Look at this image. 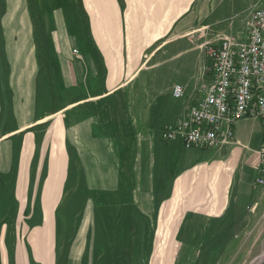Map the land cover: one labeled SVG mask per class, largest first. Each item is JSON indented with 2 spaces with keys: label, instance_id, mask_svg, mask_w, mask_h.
<instances>
[{
  "label": "crops",
  "instance_id": "1",
  "mask_svg": "<svg viewBox=\"0 0 264 264\" xmlns=\"http://www.w3.org/2000/svg\"><path fill=\"white\" fill-rule=\"evenodd\" d=\"M1 4L0 174L12 180L0 182V264H107L116 249L117 264H141L157 242L146 226L166 227L164 257L177 242L184 264L199 243L227 248L240 235L212 228L264 211L259 119L239 121L222 149L162 139L210 78L202 45L246 40L264 0H39L35 16L26 0Z\"/></svg>",
  "mask_w": 264,
  "mask_h": 264
},
{
  "label": "built area",
  "instance_id": "2",
  "mask_svg": "<svg viewBox=\"0 0 264 264\" xmlns=\"http://www.w3.org/2000/svg\"><path fill=\"white\" fill-rule=\"evenodd\" d=\"M247 38L224 36L208 48L215 69L198 87L200 98L187 116L162 131V139L181 138L186 148L222 149L235 142V126L244 119H259L264 130V4L246 23ZM174 97L185 95L175 84ZM259 183H264V142L259 150Z\"/></svg>",
  "mask_w": 264,
  "mask_h": 264
},
{
  "label": "rangeland",
  "instance_id": "3",
  "mask_svg": "<svg viewBox=\"0 0 264 264\" xmlns=\"http://www.w3.org/2000/svg\"><path fill=\"white\" fill-rule=\"evenodd\" d=\"M2 1L3 0H0V4L2 3ZM38 1L39 0H26V3L29 6V9L31 10V12L34 14V16L36 15L37 10H38L37 9ZM223 37L224 36L218 37V42L217 41H215V42L209 41L208 43H204L202 45L205 55L209 58V60L211 62L210 65H205L206 67H208V70L210 71L209 75H212V72L215 69V63H214V60L211 58V56L208 54V48L211 46L218 45ZM74 52L77 53V50L75 49ZM145 65H147V63ZM147 66H150V64H148ZM42 76H44L43 77V86L45 88L49 87L45 73ZM199 86H200V84H199ZM173 89H174V87H173ZM184 90H185V88H184ZM172 92H173V90H172ZM54 94L55 93H53V96H54ZM42 95L44 98L43 102L48 103L47 97L52 96V93L50 91H48L47 89H44V90H42ZM175 98H177V97H175ZM175 123H177V122H175ZM171 124H174V123H171ZM168 125H170V124H168ZM165 127L163 128V130L166 129ZM151 133H154V132H151ZM176 169H179V167L177 166V164L172 163L170 170L168 171L167 175L164 177L166 179L164 181L165 187L168 186L169 181H170V177L172 176L173 171H175ZM10 180H12V179L11 178L10 179L5 178L0 174V182H4V185L6 184L5 185L6 188L8 185H11ZM33 182H38L36 175L33 178ZM260 184L264 185V183H260ZM0 199H2V197H0ZM177 211L182 212L181 210H178V209H177ZM172 213H174V212H172ZM104 218H105V220L101 219L100 221L105 226L104 225H102V227L100 226L101 228H99V232H98V233H101L102 235L104 233H106L105 231L108 229V226H109L108 224H109V221L111 222L112 216H111V214L108 213L107 220H106V217H104ZM243 218H244V216H243ZM241 220L238 221L239 225L243 222V220L242 221ZM10 221H13V218L10 219ZM111 223H113V222H111ZM245 224H246V226H244V227H235V228H232V230H230V231H228V230L225 231L224 228H216V227L212 228V230H214V233L217 235H224L225 234V235L232 236V235H235L238 233L240 235L237 238H235L236 241L234 240L233 241L234 243H232L227 248L225 246H222V244H219V243H199L198 249H196L195 247H193L191 249V250L196 249L199 253V256L196 258H193V259L182 260V262H184V264H264V211H262L260 213H259V211L254 212L252 220L246 221ZM12 228H13V226L10 227V230H12ZM118 229H119L118 234L120 233V231H124L123 229L121 230L119 228V226H118ZM153 229L155 231H153ZM188 229H190V228H188ZM74 230H75V228H73L72 231L74 232ZM174 230L175 231L173 233V237L176 238L175 234L178 235L179 230H181V229L175 228ZM124 232L128 233V234H132V230H130L129 232H126V231H124ZM144 233H145V236H147L148 234H155L157 242L154 245L151 244L150 252H148V257H147V252L145 253L144 258H142L141 254H140L141 264H176L177 263L178 257H177L176 252L178 251V247L180 245L177 242H174L175 247L173 248L172 257L170 259L164 257L165 251H166L164 249L165 243L161 240L168 237L166 227L162 226V227H159V229L158 228H150L149 229L146 226V227H144ZM12 234H13V231L11 232V235ZM9 235H10V232H9ZM144 240H146V238ZM109 248H111L110 245H109ZM116 251H117V249L107 253V255L109 256V259L107 260V264H117V262H119L118 259H115V257H113V255H115ZM211 251L213 252V256H212V258L207 259L206 255L208 252H211ZM218 253H220V256L218 255ZM98 263H99V261L97 260V264Z\"/></svg>",
  "mask_w": 264,
  "mask_h": 264
}]
</instances>
